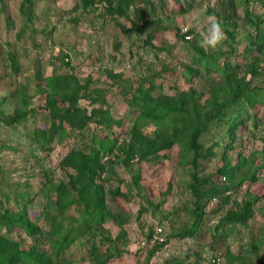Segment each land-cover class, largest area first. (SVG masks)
Masks as SVG:
<instances>
[{
	"label": "rangeland",
	"instance_id": "1",
	"mask_svg": "<svg viewBox=\"0 0 264 264\" xmlns=\"http://www.w3.org/2000/svg\"><path fill=\"white\" fill-rule=\"evenodd\" d=\"M122 1L0 0V217L9 212L34 225L29 232L0 218V264H30L23 255L31 252L48 264H212L217 257L264 264V122L239 125L231 136V120L213 119L237 87L264 89V76L252 72L264 64V48L248 44L256 29L245 20L246 8L262 10V2L139 0L120 16L110 8ZM193 17L187 42L181 29ZM209 17L225 33L210 51L239 66L226 68L227 76L193 64ZM188 65H195L191 79L181 74ZM71 74L88 85L78 103L81 128L60 126L48 108L52 93L61 99L73 87ZM144 80L166 107H185L184 124L174 128L165 109L161 125L140 118L144 108L131 102ZM202 122L196 154L185 126ZM166 126L174 143L162 148L157 132ZM79 152L101 167L87 174L86 200L63 207L53 187L67 183L79 196L86 181L75 165ZM220 182L231 188L213 194ZM96 196L104 198L102 212ZM247 203L249 216L231 219Z\"/></svg>",
	"mask_w": 264,
	"mask_h": 264
},
{
	"label": "trees",
	"instance_id": "2",
	"mask_svg": "<svg viewBox=\"0 0 264 264\" xmlns=\"http://www.w3.org/2000/svg\"><path fill=\"white\" fill-rule=\"evenodd\" d=\"M86 4H88L90 1L92 3H95L98 0H83ZM139 0H123V4H119V6L114 8H110L112 12H117L118 15L122 16L126 14L127 9L137 4ZM232 1V0H231ZM262 2V7L264 6V0H259ZM90 2V3H91ZM246 6H248V3H246ZM250 7V6H248ZM246 8V14H245V20L250 25L253 26L256 29V35L254 38H252L250 46L253 48L263 49L264 48V9L258 10V11H250L249 8ZM192 32H194L192 30ZM193 35H195L193 33ZM193 37L191 40H187V42H192ZM254 49H246V52H253ZM199 55L193 59V64H197L199 66V69L205 68L206 72L209 73L210 71L218 72L221 76H227L228 72H226V68H238V63H234L231 61L230 56L226 57L224 55V52L218 51H205L203 48L199 49ZM224 55V57H223ZM247 56V55H246ZM219 60V63L216 64V60ZM195 65H188L189 67L186 70L181 71V74L187 76L189 79L196 76L194 72V66ZM261 64H258L255 68L252 69L253 76L255 75H262L264 76V73L259 70V66ZM196 73V72H195ZM197 74V73H196ZM112 77H115V75H111ZM69 82L73 83V87L65 88L64 91L60 94V98H57L56 92L52 93L50 96V100L48 101V108L50 109L51 113L55 116V118L59 119L60 126H63V123L66 121L69 123L70 126L81 128L86 123V117L85 114H83V109L79 106V100L81 92L88 87L87 84H82L79 79L72 75L69 77ZM248 85V88H238L233 91L231 100L224 101L220 103L217 107H214L213 111V119L218 120H225L229 119L232 121L231 123V129L230 134L231 136H235L236 130H238L239 125H247L250 123H254L256 125L259 120H262L264 122V119H259L258 116H260L264 112V89L260 87H249L250 83H245ZM155 89V87H150V85H145L144 82L140 85V89L138 91L137 95H134L133 102H131L134 106L139 107L141 106L144 108V111L141 112L140 118L147 117L154 121H156L159 125L163 124V110H168L166 112V115L174 114L173 118L170 119L171 122H173L174 128L179 126V123L181 124L184 122L182 121L183 113L185 112V107H176L171 109L167 104H165L161 100H157L154 97H152L151 93ZM65 104V105H63ZM67 104V105H66ZM63 105V106H62ZM63 108H65L63 110ZM198 117V113L194 111ZM262 112V113H261ZM262 117V115L260 116ZM260 123V122H259ZM141 123L136 125V129L138 126H140ZM204 122H202V125L200 128H198L195 124H189V130L185 126V131L189 133V146L195 151L196 154L199 152V138L201 136L202 130L204 129ZM165 126V125H163ZM170 131V128L168 126L163 127L160 131H158V136H160L163 140L162 148H169L173 145L172 140H168L167 136L165 135V131ZM105 148V146L103 145ZM108 150V149H106ZM79 159L78 162L75 163V165L79 168L80 174H82L85 177V182L82 184V191L80 192L79 196L77 198L72 197V190L71 187L67 183H60L59 185H56L53 187V190L56 192L57 196L60 198V202L62 203L63 207H67L70 204L74 202L85 201V195L84 192L87 190L90 185L91 181L87 178V174L92 173L94 171V168H100L101 165L98 163V158L92 157L90 158L88 155H86L83 152L78 153ZM91 164V166H90ZM99 166V167H98ZM219 174L221 176L228 177L230 174V170L226 166H222L219 169ZM90 175V174H89ZM93 178V176H92ZM206 181H211L210 178L206 179ZM225 183V182H224ZM73 184L76 186L77 181H73ZM231 188L230 186H227L226 184H223L220 182L219 185H216L213 187V191L215 193L213 194H220L227 189ZM98 195V194H97ZM96 204L95 208L96 210H100L102 212L103 204H104V198L101 196H96ZM250 210V203H247L245 206V210L242 212V215L236 216L233 215L231 219H235L237 221L245 220L249 215L248 211ZM1 218L2 223L4 222L9 225L13 226H19L21 228L27 229L29 232L33 229V223L27 219L24 216H17L14 214H10L9 212L6 215H3ZM38 228L36 229V231ZM2 243V244H1ZM0 243V253L4 252V238L2 239V242ZM17 254V262L20 259V254L22 253H16ZM24 258L29 260L30 264H48V259L44 257L43 254L36 252V254L31 253H25L23 255ZM15 260V261H16Z\"/></svg>",
	"mask_w": 264,
	"mask_h": 264
},
{
	"label": "clouds",
	"instance_id": "3",
	"mask_svg": "<svg viewBox=\"0 0 264 264\" xmlns=\"http://www.w3.org/2000/svg\"><path fill=\"white\" fill-rule=\"evenodd\" d=\"M196 18L193 17L192 21L189 22V25L185 30L192 27L195 23ZM225 39V33L223 27L215 17H209L207 27L200 29V36L197 40L198 46L203 48L205 51L210 49H216L219 47L223 40Z\"/></svg>",
	"mask_w": 264,
	"mask_h": 264
},
{
	"label": "built area",
	"instance_id": "4",
	"mask_svg": "<svg viewBox=\"0 0 264 264\" xmlns=\"http://www.w3.org/2000/svg\"><path fill=\"white\" fill-rule=\"evenodd\" d=\"M187 27L188 26H183L181 31L187 40H191L193 37V33H192V30H190V28H188V30L186 31L185 28H187ZM259 70L264 73V64H261L259 66ZM221 178H222V180H226V176H222ZM212 264H222L221 258L217 257L216 259H213Z\"/></svg>",
	"mask_w": 264,
	"mask_h": 264
}]
</instances>
